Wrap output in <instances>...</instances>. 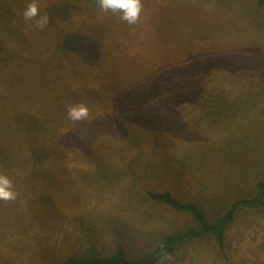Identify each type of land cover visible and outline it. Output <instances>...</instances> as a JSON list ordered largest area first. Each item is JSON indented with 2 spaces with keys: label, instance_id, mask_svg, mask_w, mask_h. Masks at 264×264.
I'll use <instances>...</instances> for the list:
<instances>
[{
  "label": "rangeland",
  "instance_id": "1",
  "mask_svg": "<svg viewBox=\"0 0 264 264\" xmlns=\"http://www.w3.org/2000/svg\"><path fill=\"white\" fill-rule=\"evenodd\" d=\"M0 0V264L143 259L193 224L152 202L170 192L210 221L264 182V5L142 0L140 20L89 0H35L49 24ZM63 48L66 58H60ZM63 60V61H61ZM65 66V67H64ZM83 103L87 121L68 118ZM163 264H264V208L240 209L220 250L194 241Z\"/></svg>",
  "mask_w": 264,
  "mask_h": 264
},
{
  "label": "trees",
  "instance_id": "2",
  "mask_svg": "<svg viewBox=\"0 0 264 264\" xmlns=\"http://www.w3.org/2000/svg\"><path fill=\"white\" fill-rule=\"evenodd\" d=\"M89 1L95 5V7L100 8L98 0ZM258 1L261 5H264V0ZM66 54L67 49L63 48L60 52V58L64 60ZM146 195L154 203L165 205L174 212L187 215L191 219L193 225L184 231L165 236L141 260H130L125 250L119 247L109 257L103 258L91 255L89 257L77 258L70 256L58 264H161L164 254L172 256L187 244L207 238L212 239L216 246L222 250L226 242V231L234 222L239 210H258L264 208V182L256 184L255 195L252 198L236 200L231 204L229 210L225 214L218 217L213 222L205 216L198 205L180 203L170 192H147Z\"/></svg>",
  "mask_w": 264,
  "mask_h": 264
},
{
  "label": "clouds",
  "instance_id": "3",
  "mask_svg": "<svg viewBox=\"0 0 264 264\" xmlns=\"http://www.w3.org/2000/svg\"><path fill=\"white\" fill-rule=\"evenodd\" d=\"M99 7L103 13L111 11L112 13H121L120 19L126 21L130 25L139 22L143 9L142 0H98ZM38 4L33 0L31 4L23 12L25 20L34 21L37 28L43 29L49 24V15L39 16ZM68 118L74 122L87 121L90 116V110L87 105L80 103L68 107ZM18 193L14 190L13 180L7 174L0 172V200L14 201L18 197ZM170 255L164 254L161 264L164 260H171Z\"/></svg>",
  "mask_w": 264,
  "mask_h": 264
}]
</instances>
